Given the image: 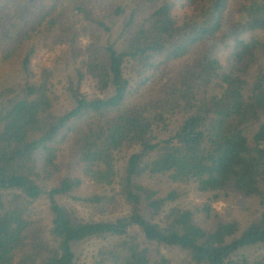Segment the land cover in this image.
<instances>
[{
  "label": "trees",
  "instance_id": "trees-1",
  "mask_svg": "<svg viewBox=\"0 0 264 264\" xmlns=\"http://www.w3.org/2000/svg\"><path fill=\"white\" fill-rule=\"evenodd\" d=\"M19 1H33L28 30L0 0V64L27 48L23 96L0 113V264H264V0H240L231 22L233 0H162L118 49L82 37L103 26L97 4L118 15L128 0ZM59 38L73 74L34 80L35 48ZM64 145L74 165L61 176ZM84 181L102 188L84 198L92 220L57 200ZM229 189L255 203L249 221L204 228ZM191 191L204 201L186 206Z\"/></svg>",
  "mask_w": 264,
  "mask_h": 264
},
{
  "label": "rangeland",
  "instance_id": "rangeland-1",
  "mask_svg": "<svg viewBox=\"0 0 264 264\" xmlns=\"http://www.w3.org/2000/svg\"><path fill=\"white\" fill-rule=\"evenodd\" d=\"M162 0H128L124 2L125 8L121 14H115V8L111 5H105L98 10V4L95 11L91 14L93 17L100 18L104 23L102 28L95 30L90 28L91 37L87 35L82 37L87 41L93 40L99 42V45H107L108 43H113L118 49L121 44L120 35L123 34L122 30H125V26L132 16L143 17L146 16L153 7L159 4ZM33 1H19V0H8L6 4L7 18L6 22L10 23L14 18H18L23 30H28L31 26L32 17L30 15L33 13L30 10V6L27 3ZM240 0H233L227 10V22H231L236 18L235 8H237ZM262 16V14H261ZM138 20V19H136ZM96 27V25H93ZM8 35V31H5L4 36ZM31 38L36 37L34 33H31ZM68 39L69 37H62ZM58 46L54 49L50 46H43L39 43L31 56L30 71L31 76L35 80L38 78L44 67L56 68L58 67L59 73L65 75L66 73L73 74V69L71 65L64 66L59 58L63 47L67 46L68 41H59ZM6 44H1L0 54ZM27 52L26 45H21L14 50L11 57L0 64V113L6 108L10 107L12 103L16 102L23 96V80L20 74L22 57ZM222 61H224V56L220 55ZM57 62H61L57 65ZM75 80V77H74ZM138 94V93H137ZM137 94L134 98L137 99ZM68 162L71 163L69 167ZM61 164V170L57 175H66L68 170L73 169L74 161L70 155L69 145H64L62 152L58 156V165ZM53 183V182H51ZM152 186H154L151 183ZM102 188L96 184L84 181L83 185L69 193L66 196H59L57 200L68 207L78 218L83 220H92L95 218L93 210L90 205L84 202V198L94 194L102 192ZM228 196L222 197V199L213 204L212 213L207 217L205 214L197 217L198 223L204 228H212L218 221H229L232 219H238L241 223L248 222L249 216L252 215L255 210V203L251 199H245L241 194L235 190L229 189L227 191ZM204 197L197 194L195 191H191L187 198H184L183 202L186 206H195L201 204ZM252 202L250 205L246 202ZM48 202L45 197H42L37 202V206L34 205L36 213L39 215L47 214ZM99 240L94 238L92 240L83 241L76 244L75 251L82 256L91 254L98 247ZM255 250L254 247L249 248L247 251Z\"/></svg>",
  "mask_w": 264,
  "mask_h": 264
}]
</instances>
